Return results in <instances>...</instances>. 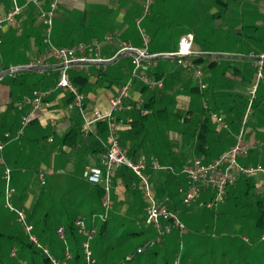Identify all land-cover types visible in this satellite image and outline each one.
Segmentation results:
<instances>
[{
  "label": "crops",
  "instance_id": "obj_1",
  "mask_svg": "<svg viewBox=\"0 0 264 264\" xmlns=\"http://www.w3.org/2000/svg\"><path fill=\"white\" fill-rule=\"evenodd\" d=\"M51 1L0 0V15L9 12L15 3L22 8L15 23L2 29L0 74L29 68L33 60L45 53V28L40 19V9L48 10ZM152 1L150 14L140 27L150 36L149 53L154 57H168L163 61H156L154 57L144 60L142 73L160 85L152 89L136 79L131 98L115 112V116L121 127L122 147L134 160L149 164L147 174L156 197L165 201L171 210L178 211L183 207L180 200L182 188L181 198H174L173 192L177 190L178 183L186 184L183 167L195 159L204 162L217 159L235 145L243 128L249 91L255 80L254 63L264 54V0ZM144 2L59 0L51 35L53 45L71 48L79 43L99 41L102 43V56L115 58L107 64H75L69 70L72 82L86 96L89 114L109 109L110 101L133 75L134 55L121 50L126 45L143 48L137 21L144 13ZM174 33L178 34L177 37L169 41V36ZM186 34L194 35L193 50L197 54L194 60L202 70V80L207 85L205 90L200 88L191 72L169 57L176 52ZM106 37L111 39L106 41ZM55 68L57 66L50 62L44 71ZM40 75L38 70L21 69L0 78V142L4 141L6 133L16 136L23 129L19 140L7 142L3 153L5 165L12 170V180L18 190H24V187L29 190L27 178L32 172L36 176L45 172L53 178L52 193L59 192L56 185L71 184L73 190L67 202L59 201L52 207L55 217L70 215L89 219L92 213L101 209V201L97 188L83 179V173L87 168L97 166L105 152L102 153L92 138L84 134L70 143L64 142L70 131L81 127L83 130L84 122L78 112L67 110L70 96L56 86L45 89L51 93L41 109L36 110L29 104L19 106L25 99L52 85L53 79L57 80L47 72L45 81L38 83ZM165 96H174L175 105L169 108V115L165 112L158 117L155 112L163 108L160 99ZM212 113L223 117L229 128H221ZM139 115H149V118L137 124L133 131L136 134L131 135L129 132ZM25 119H28L26 125ZM91 133H97V125ZM106 138L107 134L98 140L102 144ZM244 139L251 150L240 159V163L264 169V79L244 126ZM153 163L170 169L155 170ZM2 166L1 190L5 181V167ZM131 175L130 171L120 172L115 177L108 234L112 228L125 226V220L142 225L145 219V199L139 190L137 192L141 195L132 189L133 186L139 187L140 181L133 177L127 187V179ZM60 178L72 180L68 182ZM76 178L78 184L73 185ZM244 179H249L250 183H245ZM46 185L48 182L43 186ZM63 190L62 194L66 195V190ZM231 190L241 196L247 192L254 195L249 203L264 198V177L241 178ZM29 195L19 197L17 201L24 210L32 208L34 200ZM209 197L210 194H205L203 199ZM226 199L231 200L230 194ZM66 204L73 207L71 213L67 211ZM255 214L248 215L255 220ZM175 239H178V232L169 237V241Z\"/></svg>",
  "mask_w": 264,
  "mask_h": 264
},
{
  "label": "built area",
  "instance_id": "obj_2",
  "mask_svg": "<svg viewBox=\"0 0 264 264\" xmlns=\"http://www.w3.org/2000/svg\"><path fill=\"white\" fill-rule=\"evenodd\" d=\"M152 0H145L144 13L137 21L142 36L143 48L137 49L131 46H124L121 52H134L133 59V75L128 82L121 87L118 95L110 101V108L104 111H94L89 114L86 108V96L76 87L70 78L69 70L75 64H101L112 61V59H105L101 54L102 43L99 41L84 42L74 45L71 48L55 47L51 41L52 29L54 20L57 16L59 7V0H52L48 10L40 9V19L45 28L44 43L47 49L44 54L33 60L29 68L39 69L40 74H43L44 68L53 62L59 69V77L56 84V89L67 92L70 96V101L67 104V110L78 112L83 120V134L89 136L92 128L98 123H105L107 126V138L102 143L105 148V154L102 156L99 164L95 167L87 168L83 173V179L89 184L100 187L104 196L101 201V211L96 212L90 217V224L85 218H77L75 226L79 233L84 237L82 248L84 252L86 264H96L97 260L92 249V242L99 232V222L105 224L113 210V191L114 181L117 173L122 168H127L140 181V186H133L134 191H140L146 202V215L144 224L148 227H153L155 230V237L148 244L140 247L138 253L146 252L149 248L156 247L161 244L163 239L177 230L181 234L186 230L184 224L168 206V204L156 197L151 181L148 176L149 164L143 160L136 161L132 159L128 152L122 147L120 142V130L118 120L115 112L124 107V102L131 98V91L133 89L136 79L142 80L149 88H156L155 82L150 80L147 75L142 73L144 60H150L154 56L148 51L150 44V37L147 32L140 27L143 19L150 14ZM39 6V4L36 2ZM22 13V8L16 3L13 8L6 14L0 15V46L2 44L1 32L5 25H13L16 18ZM111 38L106 37L109 41ZM194 35H184L178 45L176 52L170 54L169 57L176 59L179 66L191 72L198 82L202 90L207 89V85L203 83V73L200 66L195 62L194 57L197 55L194 50ZM255 80L251 86L249 94L250 100L247 112L243 118V128L237 137V141L233 147L227 152L211 162H204L200 159H195L185 165L182 169V174L186 178V187L181 190L182 203L189 207L199 202L200 208L214 209L216 206L224 203L227 198L228 189L234 186L241 178H252L258 175L264 177V169L260 166H247L240 163V159L244 158L251 146L244 139V126L248 121L253 104L255 102L259 86L264 79V54L260 55L255 63ZM15 70V69H12ZM20 71V70H19ZM19 71H14L16 73ZM11 73V74H12ZM51 91L36 92L32 98L25 99L19 104L20 107L29 104L34 109H41ZM213 119L223 129H228L229 126L223 117L216 113H212ZM28 119H25L26 125ZM23 135V129L19 130L16 136L11 133H6L4 141L0 142V163L4 165L5 175V207L17 215V222L22 226L24 232L29 236L30 241L37 247H41L37 237L33 234L34 227L29 223L26 210L17 209L14 207L12 200L16 195V189L12 185V170L5 165L3 159L4 149L7 142L19 140ZM152 168L159 171H168L170 168L160 166L156 163L152 164ZM39 180L42 185L46 184V173H39ZM210 194V197L205 200L203 196ZM59 238L66 243L65 230L63 227L58 229ZM261 240L264 242V235ZM48 254V250L44 249ZM15 255V252L12 253ZM69 251L66 252V261L55 264H68L71 259ZM178 264V261L176 262Z\"/></svg>",
  "mask_w": 264,
  "mask_h": 264
},
{
  "label": "rangeland",
  "instance_id": "obj_3",
  "mask_svg": "<svg viewBox=\"0 0 264 264\" xmlns=\"http://www.w3.org/2000/svg\"><path fill=\"white\" fill-rule=\"evenodd\" d=\"M177 35V33L170 35L171 40L169 39V41L175 39ZM155 60L163 61V58ZM63 179L68 182L72 180L71 178H60L59 180ZM27 180L29 190H26L25 187L24 190H18L14 180H12V185L16 189V195L12 200L14 207L22 209L17 205L19 197L30 194L29 196H32L34 200L32 209L34 210L36 205L39 204L33 223L36 224L43 219H47L46 222L49 228H53L54 225H61V222L66 224L72 216L55 217L52 207L56 205V202H67V197L71 195L73 186L69 183L64 186V183H62L61 186H55L59 187V192L52 193L51 187L54 182L48 174L46 175V183L48 182L46 186L41 184L39 175L36 176L34 172L30 173ZM78 181V178H76L73 185L78 184ZM63 189L66 190V195L62 194ZM230 198L231 200L226 199L227 201L225 200L224 203L214 209L200 208L198 202L189 207L182 205L183 207H180L178 211L172 210L184 224L185 232L181 234L177 230L173 231L170 235L172 236L175 232H178V239L169 241L170 235H167L163 243L146 253L143 252L144 254L140 253L141 255L137 254L138 249L147 240L153 239L155 230L151 226H146L144 221L140 225L125 220V226L112 228L105 238L98 251V264H176L177 261L178 264H264V242L261 240L264 229L257 228L254 218L248 215L252 211H250L251 208L248 209V206H246L244 196L237 194L233 197L230 194ZM5 204L4 181L2 190L0 185V233H15V228L19 227L17 215L7 209ZM66 205L69 209L67 211L71 213L73 207L69 204ZM26 212L29 215L30 209ZM85 219L90 224V219ZM12 221L13 225L10 226ZM99 225L101 226L100 222ZM153 231L154 234L151 237ZM19 232V229H17V234ZM0 239V257H3L6 263L11 264L12 257H8L10 245L6 241H2L1 237ZM60 240L57 235L56 243L59 244V248L55 254L59 257L62 255L64 247ZM165 240H167L166 243ZM46 244L48 243L46 242ZM45 248H50V244ZM55 254L53 253V255ZM130 258L134 259L128 261Z\"/></svg>",
  "mask_w": 264,
  "mask_h": 264
},
{
  "label": "trees",
  "instance_id": "obj_4",
  "mask_svg": "<svg viewBox=\"0 0 264 264\" xmlns=\"http://www.w3.org/2000/svg\"><path fill=\"white\" fill-rule=\"evenodd\" d=\"M47 72L52 73L54 75V78L55 79L57 78V80L54 81V79H53L54 83L52 85H47L43 89L44 91H45V89H51V88L55 87L57 84V81H58V77H56V76H59L58 67L51 70V71H47ZM47 72L44 71L43 75L42 74L40 75L38 83L45 81L46 77L44 74H46ZM38 90H41V89H37V91ZM160 103H162L163 108L161 110H158L155 112V114L158 117L161 115V113H165V112L168 113L169 108H174L175 97L174 96L173 97L165 96L162 99H160ZM168 115H169V113H168ZM175 115L178 116V114H175ZM148 118H149V115H146V116H140L139 115V118L135 121L134 126L129 133L131 135H133V134L135 135L136 133H134L133 131H134L135 127L137 126V124L145 121ZM106 134H107L106 124L105 123H98L97 124V133L95 135L90 133V135H89V138H92V140L94 141V144H96L97 146H99L101 148L102 153L105 152V148L99 142L98 137L103 139V138H105ZM80 135H83L82 127L70 131L66 135L64 142L70 143L71 141L76 140L77 137ZM128 155L132 159L134 158L130 153H128ZM129 171L132 173L133 176L131 175L127 179V187L130 186V183L133 181V177H136V176L133 174V172L131 170H129L127 168H122L118 172V173H120V172L125 173V172H129ZM243 181L247 184L250 183L249 179H244ZM185 187H186V184L178 183V188L176 191L173 192V197L174 198L175 197L181 198L180 188L184 189ZM95 188H97L98 193H99V197H100V201H102V198L104 196L103 190L100 187L95 186ZM231 188H233V186L228 189L227 194L228 195L231 194L234 197L238 193L236 191H232ZM135 193L140 194L137 191ZM242 196L245 197V203L247 204L246 206L251 207L250 211H252V212L250 214L256 213L255 214L256 215V217H255L256 227L264 229V198H257V200H252V202L249 203L248 201L253 199L252 197H254V195L251 196V194L247 192ZM180 200L182 203V198ZM246 200H247V202H246ZM38 205L39 204L36 205L34 210L32 208L30 209V213H29V215L27 214V218H28L29 223L32 224L34 227L33 234L37 237L41 247H37L35 244H33L30 241L29 236L24 232V230H23L22 226H20V224H19L18 228H15V226H14V228L16 230L15 233H13V232L11 234H1L0 233V237L3 239L2 241H6L10 245L9 251H8V254H9L8 257H12L13 261L11 264H55V262L63 263L67 259L66 258V252L67 251H69L71 256H72L71 259L68 260V264H86L84 252H83V248H82V243L84 241V237L79 233L78 228L75 226V221L77 218L71 217L66 224L54 225L53 228H49L47 226V222H46L47 219H43L41 222L35 224V223H33V221H34L33 218L35 217ZM99 211H101V209ZM94 213H96V212H94ZM94 213H92V214H94ZM91 215H90V217H91ZM60 227H63L65 230L66 243L64 241L60 240L63 243L62 246H64V247H63V253L61 252L62 255L59 257L55 253H56V250L59 248V244L56 243V236L58 235L57 232H58V229ZM108 227H109L108 221L105 224H101V226L99 228V232L92 242L93 253H94V256L97 260L96 264L99 263V254H98L99 252L98 251L101 248V245L103 244V242L105 241V238L107 237V234L109 231ZM17 229H19V231H20L19 234H17ZM154 237H155V234H154ZM154 237H153V239H154ZM153 239L147 240L144 245L148 244V242H150ZM164 239H163V241H164ZM163 241H162V243H163ZM46 242L48 244H50V248L47 249L48 254L44 251V249H46L45 246L48 245V244H46ZM153 248H155V247L149 248L147 251H149L150 249H153ZM61 249H62V247L60 248V250ZM13 252H15V255H12ZM146 252H144V253H146ZM53 253L55 255H53ZM137 254L141 255L140 253H137ZM133 259L134 258H132V259L130 258L128 261H132ZM53 260L55 262H53ZM0 264H9V263H6L4 261V258L0 257ZM122 264H126V263H122Z\"/></svg>",
  "mask_w": 264,
  "mask_h": 264
},
{
  "label": "water",
  "instance_id": "obj_5",
  "mask_svg": "<svg viewBox=\"0 0 264 264\" xmlns=\"http://www.w3.org/2000/svg\"><path fill=\"white\" fill-rule=\"evenodd\" d=\"M124 53H131V54H134V52L130 51V52H124ZM165 57H168L167 55H161V56H156L154 57V59H160V58H165ZM115 60H112V61H108V62H104V64H107V63H111ZM22 70H25V69H33V70H39V69H35V68H21ZM21 69H15V70H8L7 72H4L2 74H0V78H2L3 76L7 75V74H11L12 72L14 71H19ZM45 69V68H44Z\"/></svg>",
  "mask_w": 264,
  "mask_h": 264
}]
</instances>
